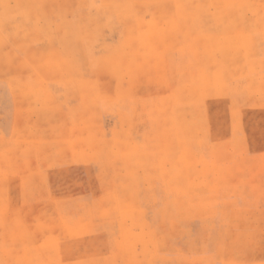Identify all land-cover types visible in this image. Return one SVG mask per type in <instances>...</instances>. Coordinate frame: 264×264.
I'll list each match as a JSON object with an SVG mask.
<instances>
[{
	"label": "rangeland",
	"instance_id": "rangeland-1",
	"mask_svg": "<svg viewBox=\"0 0 264 264\" xmlns=\"http://www.w3.org/2000/svg\"><path fill=\"white\" fill-rule=\"evenodd\" d=\"M0 264H264V0H0Z\"/></svg>",
	"mask_w": 264,
	"mask_h": 264
}]
</instances>
